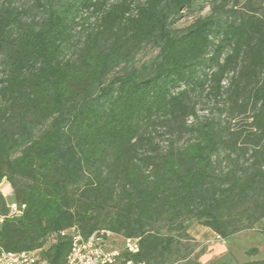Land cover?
Segmentation results:
<instances>
[{"label": "trees", "instance_id": "trees-1", "mask_svg": "<svg viewBox=\"0 0 264 264\" xmlns=\"http://www.w3.org/2000/svg\"><path fill=\"white\" fill-rule=\"evenodd\" d=\"M197 1L35 0L41 17L29 21L0 7V184L25 205L0 224L2 249L67 264L60 232L89 237L111 207L103 230L140 239L124 257L145 264L172 241L148 230L155 222L191 219L228 239L264 219V13L205 0L211 13L174 33ZM149 42L160 46L154 60L105 84ZM198 90L227 104L230 122L194 124L185 145L163 148L152 128L197 118Z\"/></svg>", "mask_w": 264, "mask_h": 264}, {"label": "rangeland", "instance_id": "rangeland-1", "mask_svg": "<svg viewBox=\"0 0 264 264\" xmlns=\"http://www.w3.org/2000/svg\"><path fill=\"white\" fill-rule=\"evenodd\" d=\"M35 0H14L11 3H0V7H9L22 13L25 20H32L40 18L41 13L35 7ZM233 5L229 6V9ZM237 15L240 13H249L252 10H257L259 13H264V0H241V3L235 7ZM211 13V6L205 4V0H199L194 7L184 12L183 16L171 25L174 33H179L197 18L206 16ZM234 17V14H230ZM227 18L226 16L223 19ZM231 19V18H230ZM95 19H92L94 21ZM84 34L81 35V38ZM80 42L78 47H80ZM160 52V46L156 42H149L143 44L140 50L135 54L128 63L121 65L113 71L106 79L105 84L110 82L113 78L123 75L126 72H138L144 65L154 60ZM0 74L1 70L0 62ZM228 83V80L227 82ZM206 92H195L193 94L192 104L196 106L197 118H188L184 126L179 123H172L169 126L155 125L152 131L155 133L156 141L163 147H167L169 143H175L178 146L185 145L192 139L191 128L194 124L204 122L205 120H213L222 126L228 124L229 110L227 104L216 101L213 95H207ZM230 122V121H229ZM40 131L38 132V134ZM227 152L224 148L221 149L220 159L225 160ZM235 163H240L247 166L244 157H238L237 154L232 155ZM230 163L224 161L223 168L227 170ZM83 183L76 185L74 188L82 187ZM2 192L11 191L14 196L13 189L8 181L0 186ZM13 196L10 199H13ZM261 198V197H260ZM113 214L111 207L106 209V213L99 216V230L107 229V223ZM182 226L177 229H171L166 222L158 221L148 227V230L155 231L163 238H171L172 241L167 251H158L155 258L149 263L145 264H236L250 260H259L264 257V219L259 223L253 224L249 229H243L247 226L246 222L238 224L240 230L234 233L228 239H222L210 228L201 225L195 220H183ZM124 236L118 235L110 237L106 241V248L108 250H122L124 243ZM47 240V239H46ZM50 240L46 247H49ZM253 247L259 249V253L254 257H249L247 251Z\"/></svg>", "mask_w": 264, "mask_h": 264}, {"label": "built area", "instance_id": "built-area-1", "mask_svg": "<svg viewBox=\"0 0 264 264\" xmlns=\"http://www.w3.org/2000/svg\"><path fill=\"white\" fill-rule=\"evenodd\" d=\"M2 194L6 201L7 214L5 215L0 211V224L3 223L6 217H19L25 209V205L19 204L14 199H10L13 196L11 191H4ZM60 235L68 237L71 241L67 264H134L131 260L125 259L124 254H136L140 250V239L133 238H124L122 250H108L106 248V241L110 237L117 236V234L107 230L97 231L91 236L85 237L76 227H73L61 231ZM0 264L48 263L42 260L38 251L9 252L0 247Z\"/></svg>", "mask_w": 264, "mask_h": 264}]
</instances>
